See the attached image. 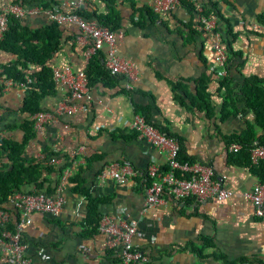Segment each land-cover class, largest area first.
<instances>
[{
    "label": "crops",
    "instance_id": "obj_1",
    "mask_svg": "<svg viewBox=\"0 0 264 264\" xmlns=\"http://www.w3.org/2000/svg\"><path fill=\"white\" fill-rule=\"evenodd\" d=\"M12 1L0 0V5ZM14 1L55 6V10L61 7L69 12L73 8L64 3L75 0ZM84 1L95 14L105 13L110 7L117 11L120 22L117 31L121 37L117 39L116 53L132 62L131 76L112 87L103 84L88 87L89 100L84 110L71 115L54 112L56 103L66 94L64 84L56 83L55 94L42 101L50 117L35 130L24 148L23 158L39 159L43 151H53L55 155L51 156L60 159L55 165H47L52 167L64 160L83 159L77 166L80 186L91 196L103 199L97 208L101 216L108 215L114 223L136 219L140 234L132 235L131 243L147 254L151 264H237L240 258L249 260L250 264H264V217H256L252 205L236 195L259 179L245 163L240 150H228L232 141L225 138L232 133L241 134L254 119L237 100V111L220 120L223 91L218 88V81L222 76L213 64L210 33L200 28L196 12L187 11L181 3L170 15L150 12L147 16L143 15L148 8L142 0H133V4L130 0ZM197 2L214 4L220 15L216 28L222 38L231 40L235 54L227 55L226 67L237 81L236 85L232 84V92H237L243 80L250 76L264 82L261 28L264 0ZM45 23L41 15L26 16L20 21L29 28ZM59 29L62 43L49 61L51 67L70 64L72 70L81 68L84 39L73 24H59ZM10 59L12 55L0 53V63ZM199 78L205 80V91L209 94L213 110L209 117L189 103L188 96L195 94V81ZM236 98H240L238 93ZM20 101L21 95L14 90L0 92V138L21 140L23 132L19 125L23 116L17 112ZM134 114L147 116L150 122L162 124L181 138L185 154L192 161L208 166L211 177L235 194L221 200L195 194L174 200L164 195L161 201L140 213L143 188L148 181L145 169L150 164L165 168L166 153L135 134ZM256 131L257 136L264 134L260 128ZM123 161L134 171L125 182L97 178L108 163ZM6 163L1 154L0 169ZM41 177L43 186L50 187L56 175L42 173ZM73 185L69 180L65 183L66 199L56 216L33 211L30 223L22 228L27 264H123L117 245L111 243L107 234L97 229L93 235H81L86 200L82 192L73 190ZM31 186L24 185L21 191H28ZM0 209L7 212L8 222L15 220L8 200ZM0 264H6L3 252H0Z\"/></svg>",
    "mask_w": 264,
    "mask_h": 264
},
{
    "label": "built area",
    "instance_id": "obj_2",
    "mask_svg": "<svg viewBox=\"0 0 264 264\" xmlns=\"http://www.w3.org/2000/svg\"><path fill=\"white\" fill-rule=\"evenodd\" d=\"M142 1L152 14L165 16L170 15L181 4V0ZM184 1L194 4L200 28L210 33L213 64L218 67L221 76L226 75L228 53L216 28V17L201 14V3H198L197 0ZM81 2L82 0L65 2V5L73 8L69 12L43 7L39 3L22 5L16 2H8L1 4L0 39L6 30V18L9 16L20 22L26 16L41 15L46 22L73 24L85 41V47L82 52L84 64L95 54L102 53L103 64L109 72L111 74H121L125 79H128L131 76L133 64L130 60L116 53L117 39L121 37L119 31L109 30L104 26L101 27L94 20L84 19L75 14L73 10ZM261 28L264 30V22L261 24ZM83 67L72 70L70 64H63L51 68L52 80L55 83L64 84L66 91L65 96L54 107L56 114L71 115L84 110L85 104L89 100V95L87 77ZM1 70L0 67V72ZM33 81L34 77L27 74L22 77L21 81H14L11 78L0 76V92L11 89L18 92L22 97L28 84ZM125 86L130 88L127 84ZM133 116L132 128L135 129L137 135L144 137L152 146L166 153L165 165L167 168L165 171H160L156 164H150L145 169L148 182L143 188L144 198L139 210L140 213L161 201L164 195H168L174 200H181V198L190 194L221 200L235 194L234 191L223 187L217 179L211 177L208 166L197 161L179 163L175 158L179 151L176 139L162 133L143 116L138 114ZM49 117L50 114L47 111L42 110L33 113L31 118L33 119L34 130H39ZM240 148V145L236 142H231L228 145V150L231 152H238ZM247 152L250 166L255 165L258 160L264 159V146L258 143H254ZM39 159L45 165H55L60 158L57 156L44 157V155L40 154ZM82 162L83 159L70 160L60 170L50 192L35 191L34 187H31L28 192L14 191L8 197V202L17 211L18 218L13 230L10 231L5 225L8 222V214L4 209H0V252L4 253L6 264H27V259L23 256L26 243L21 238L22 228L30 223L33 211L45 212L52 216H56L61 211L66 199L63 193L64 185L67 182V178L76 172L77 166ZM133 173L132 167L127 162H110L98 173L97 178H111L115 182L123 183ZM236 195L252 205L253 213L256 217H264V178L257 180L250 188L238 192ZM119 210L121 211L123 208L120 207ZM98 230L105 235L107 234L111 243L117 245L118 256L123 264H151L147 254L135 248L131 243V236L140 234L135 218H130L129 220L120 219L119 223H114L110 221L108 215H104L101 217ZM237 264L250 263L242 261Z\"/></svg>",
    "mask_w": 264,
    "mask_h": 264
},
{
    "label": "trees",
    "instance_id": "obj_3",
    "mask_svg": "<svg viewBox=\"0 0 264 264\" xmlns=\"http://www.w3.org/2000/svg\"><path fill=\"white\" fill-rule=\"evenodd\" d=\"M12 2L14 3L16 1L13 0ZM84 2H81V4L73 10L75 14L84 19L94 20L99 26H104L109 30H117L119 28V16L117 11L113 8L110 7L105 13L95 14L92 10L89 11V6ZM17 3L23 5L21 2ZM133 3V0H130V4ZM181 3L187 11L195 12L194 4L184 0H181ZM54 5L56 4H53L52 6ZM42 6L52 8L49 5L42 4ZM58 11L64 12L61 7L58 8ZM144 14L147 16L151 15L148 9L144 10L143 15ZM201 14L205 16L213 15L216 17L217 22L220 17L212 3L201 4ZM227 34H230V32L227 31ZM60 36L59 24L55 22H46L41 26L29 28L27 26H22L20 22L12 16L6 18V30L3 32L2 38L0 39V53L12 55L13 59L0 63L2 69L0 76L11 78L14 81H21L22 77L27 74L33 76L34 81L28 84L17 108V112L23 116V121L19 125V129L23 132L21 140L13 141L0 138V156L1 154L4 155L8 163L0 169V208H4V204L8 200V197L14 191H21V187L24 185H32L31 187H34L35 191L42 190L44 192H50L53 189V185L56 182L60 170L69 163V160H64L60 165L52 167L43 164L40 159L30 157L28 160H25L22 156L26 144L35 134L33 119L31 118L32 114L37 111H44L45 109L42 107L43 99L55 94L56 83L52 80V67L49 61L61 46L62 42L60 41ZM221 39L226 46L228 55L231 53L235 54L231 49V40H228L225 37L222 38V36ZM83 69L87 77V87L96 84H103L107 87H112L121 82L122 79H125L121 74H111L109 72L103 64L101 53H97L87 60ZM204 81L203 78L196 80L195 94L188 97L189 103L196 110H201L206 117H209L213 110L209 103V94L205 91ZM263 83V80L259 77L250 76L243 80L237 92H232V86L236 85L237 81L229 75L227 67L226 75L222 76L221 80L218 81V88L223 91L222 104L218 114L220 120H224L228 114H234L237 111L235 106L237 100L241 101L244 108L249 110L253 116L254 122L247 125L241 134L237 135L236 133H232L225 137L227 141L236 142L240 145V155L244 157L243 159L246 160L245 163L247 165H249V156L247 152L249 148L254 143L264 146V134L259 136L256 135V128L264 130ZM237 93L240 96L239 99L236 98ZM144 118L168 137L176 139L179 145V151L175 158L179 163L183 161L188 163L192 162L193 159L185 154L181 138L170 133L165 126H162V124L150 122L147 116H144ZM133 130L135 131V129ZM135 134L137 135L136 131ZM43 153L45 156L55 155V152L53 151H43ZM236 155L239 156V154ZM85 160H90V157ZM250 167L252 168L251 171L253 174L257 175L259 180L264 178V159L258 160L255 165ZM166 168L167 167L165 166V168L160 170L165 171ZM79 169L80 167L76 170L77 172L68 177L67 180L73 182V190L82 192L86 200V212L81 221L82 229L80 231L81 235L84 237L93 235L98 229L102 216L97 208L98 205L103 202V199L91 196L84 187L80 186ZM42 173H45L46 175L49 173H55L56 177L52 186H43V177H41ZM13 212L15 220L8 223L6 222L5 224L6 228L10 231L13 230L18 218V213L14 208ZM206 238L203 240L205 241ZM242 261L249 262V260H246L245 258L237 260L238 263ZM251 264L262 263L252 262Z\"/></svg>",
    "mask_w": 264,
    "mask_h": 264
}]
</instances>
